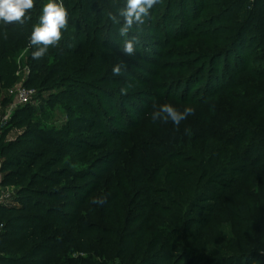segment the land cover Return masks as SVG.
I'll return each mask as SVG.
<instances>
[{"label":"rangeland","instance_id":"1","mask_svg":"<svg viewBox=\"0 0 264 264\" xmlns=\"http://www.w3.org/2000/svg\"><path fill=\"white\" fill-rule=\"evenodd\" d=\"M47 2L42 0L35 18ZM255 2L205 0L207 8L200 13L195 0H161L148 19L151 31L144 32V25L136 53L129 57L121 53L123 38L107 15L123 7L125 0H63L69 23L67 31L62 30L59 48L50 47L43 58L47 64L43 66L41 59L31 65L29 47L23 48L14 56L11 84L3 89L0 83V147L16 145L7 154L0 152V196L5 198L1 207L20 210L15 215L107 219V202L116 199L125 217L134 212L133 191L143 187L160 207L153 214L160 219L157 227L161 229L163 221L165 231L176 236L173 246L179 264H224L232 249L238 248L239 238L249 254L257 253L255 259H244L241 264L264 263L259 260L264 257V191L253 178L243 184L237 183V177L229 184L234 178V160L223 167L222 161L231 156V148L226 141H217L224 126L202 128L193 116L198 108L183 104V98L189 102L193 98L197 104L208 92L227 88L235 74L234 58L215 62L214 55H247L240 68L264 55V22ZM244 26L248 39L235 49L236 32ZM66 45L71 55H77L72 66L67 55H60L56 62L49 56L51 49L61 51ZM116 64L126 66L120 76L112 73ZM215 69H225L227 80L225 74L215 75ZM43 70L51 75L42 84H27L32 73L42 75ZM19 87L32 90L33 95L26 104L15 106L13 93ZM121 88L127 89L126 95ZM85 89L90 93H78ZM228 91L234 97L241 92L237 88ZM164 103L180 111L192 107L195 112L178 128L171 121L153 122L154 107ZM205 116L215 119V115ZM75 119L83 126L80 133L71 128ZM58 141L64 144V155L56 166H48L53 160L49 154L28 171L18 167L2 171L6 161L16 163L32 144L44 152L47 143L52 146ZM114 156V166L105 167V161ZM10 172L26 175L4 184ZM83 173L93 177L86 181L71 177ZM255 173L264 179L260 171ZM84 185L90 190L96 187L82 196V203L70 199L73 188ZM201 186L203 193L196 194ZM225 186L242 195L232 201V210L221 194ZM97 197L106 202L93 204ZM7 238L0 224V243ZM17 247L0 251V255L9 257Z\"/></svg>","mask_w":264,"mask_h":264},{"label":"trees","instance_id":"2","mask_svg":"<svg viewBox=\"0 0 264 264\" xmlns=\"http://www.w3.org/2000/svg\"><path fill=\"white\" fill-rule=\"evenodd\" d=\"M255 1V7L259 10V16L264 22V0ZM41 2L42 0H35V8L30 13L31 20L24 25L17 24L5 27L0 21V83L3 85V89L11 84V76L15 68L14 56L18 51L29 47V37L33 25L38 23L34 14L42 4ZM195 3L197 7L199 6L200 13L207 8L205 0H195ZM186 20L190 21L188 17ZM148 21H146L144 32L151 31ZM247 29V26H244L236 32L235 49L239 48L242 40L248 39L245 32ZM28 51L30 52L31 65L35 64V60L31 56L32 48L29 47ZM50 55L55 62L60 55H67L69 56L68 62L72 61L71 66L77 63L74 57L77 55H71L67 45L61 51L51 49ZM226 57L234 58L235 67V74L228 81L227 88L208 92L202 99L197 100L200 101L197 103L198 106L194 104L195 99L193 98L190 102L187 101V98H183V104L198 108L193 116L198 117V122H202V128L208 124H215L217 127L224 126L217 141H226L225 145L231 148V156H225L222 161L223 167L226 161L234 160L233 164L235 165L232 168L234 178L229 184L233 185L237 177H239L237 183L243 184L250 183L251 178H253L259 182L264 191V179L255 173L257 170L264 175V55L256 61L250 59L242 68H240V64L247 55H214L212 59L216 62ZM42 60L43 66L47 64V59ZM35 66L38 65L33 66L37 68ZM214 72L215 75L223 76L225 74L223 79L224 81L227 80L225 69L220 71L215 69ZM49 75L51 73L46 70H43L42 75L32 73L27 84L34 82L42 84ZM235 88L241 91L238 97H234L228 91ZM85 92L90 93L86 89L78 93L86 94ZM221 110L222 113H218ZM205 114L215 115V119L206 118ZM82 127L77 119L71 121L73 132L80 133ZM121 133L125 134L124 132ZM214 137L216 135H209V138ZM116 145L119 144L116 143ZM15 147L16 145L4 144L1 145L0 152L7 154ZM32 147L30 150L22 151L16 163L6 161L2 171L4 172L6 167H18L28 171L36 166L45 155L49 154L53 156V160L48 163V166L52 168L56 166L57 162H60L64 155V144L60 141L52 146L47 143L44 152L39 151V145L32 144ZM201 156L203 155H199V157ZM204 157H207L208 160L212 158L211 156ZM115 158V156L108 158L105 161V167L114 166ZM200 164L202 161L198 163V165ZM25 175L18 177L16 173L10 172L6 175L4 184L13 183L17 179L22 180ZM71 177L86 181L93 176L89 173H83L79 177L75 175H71ZM9 178H11L10 181H8ZM61 178L63 177L61 176ZM197 184L199 185L200 182L198 181ZM84 186L74 187L70 192V199L82 203V196L87 197L96 187L94 185L95 187L92 186L93 188L90 190L87 185ZM202 188L203 186L197 187L195 193L202 194ZM133 193L136 197L133 214H126L124 217L116 199H111L106 205L109 216L107 219L106 217H53L50 214L37 217L15 215L20 210L0 207V224L8 237L1 241L0 251L18 246L9 257L0 255V264H107L112 260H116L120 264H179L173 246V240L176 236L165 231L163 221H161L163 227L158 228L157 224L160 223V219L153 217L154 212L159 211L160 207L152 202L151 191L142 187ZM221 194L225 199L227 208L231 210L234 208L232 201L242 196L240 191H231L229 186L223 187ZM3 222L4 224H2ZM108 222L111 223L107 227H99L100 224ZM93 234H96L97 237L88 239L89 237L92 238ZM247 248L246 243L239 238L238 248L232 249L224 264H241L244 259H255L254 256L257 253L249 254ZM76 254L77 257H75ZM259 258L260 261H264V257Z\"/></svg>","mask_w":264,"mask_h":264},{"label":"clouds","instance_id":"3","mask_svg":"<svg viewBox=\"0 0 264 264\" xmlns=\"http://www.w3.org/2000/svg\"><path fill=\"white\" fill-rule=\"evenodd\" d=\"M161 0H125L123 7L116 12H108L109 20L118 26V35L123 38L120 51L123 55L133 56L136 53V46L139 44V34L143 31L146 21L150 18L151 10ZM35 8V0H0V21L5 27L11 25H24L31 20V11ZM69 23V11L66 9L63 0H48L43 5L38 23L33 25L29 37V47L35 50L31 52L33 60H41L49 52V48H59L62 39V30L67 31ZM123 64H116L112 73L114 76L123 74ZM130 87V85H129ZM121 94L126 95L127 89L121 88ZM195 109L185 107L180 111L169 103L154 107L151 113L153 122L171 121L179 127L182 121L193 115ZM187 131V130H186ZM106 202L104 197H97L92 200L93 204L103 205Z\"/></svg>","mask_w":264,"mask_h":264},{"label":"built area","instance_id":"4","mask_svg":"<svg viewBox=\"0 0 264 264\" xmlns=\"http://www.w3.org/2000/svg\"><path fill=\"white\" fill-rule=\"evenodd\" d=\"M15 96V106H21L26 104L33 95V91L24 87H19L13 93ZM5 198L0 196V207L5 205Z\"/></svg>","mask_w":264,"mask_h":264}]
</instances>
